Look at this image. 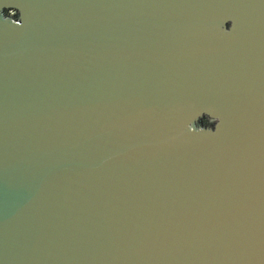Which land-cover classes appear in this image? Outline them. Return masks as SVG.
Here are the masks:
<instances>
[{
	"label": "water",
	"instance_id": "95a60500",
	"mask_svg": "<svg viewBox=\"0 0 264 264\" xmlns=\"http://www.w3.org/2000/svg\"><path fill=\"white\" fill-rule=\"evenodd\" d=\"M0 264H264V0H0Z\"/></svg>",
	"mask_w": 264,
	"mask_h": 264
}]
</instances>
